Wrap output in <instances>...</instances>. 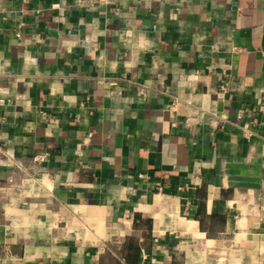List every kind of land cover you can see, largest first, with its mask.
<instances>
[{
	"label": "crops",
	"instance_id": "obj_1",
	"mask_svg": "<svg viewBox=\"0 0 264 264\" xmlns=\"http://www.w3.org/2000/svg\"><path fill=\"white\" fill-rule=\"evenodd\" d=\"M0 7V264H264V0Z\"/></svg>",
	"mask_w": 264,
	"mask_h": 264
},
{
	"label": "built area",
	"instance_id": "obj_2",
	"mask_svg": "<svg viewBox=\"0 0 264 264\" xmlns=\"http://www.w3.org/2000/svg\"><path fill=\"white\" fill-rule=\"evenodd\" d=\"M7 17V10L4 7H0V24L2 21H4ZM16 36L19 37L20 36V32L17 31L16 32Z\"/></svg>",
	"mask_w": 264,
	"mask_h": 264
},
{
	"label": "trees",
	"instance_id": "obj_3",
	"mask_svg": "<svg viewBox=\"0 0 264 264\" xmlns=\"http://www.w3.org/2000/svg\"><path fill=\"white\" fill-rule=\"evenodd\" d=\"M136 219H137V214L134 215V219H133V225L134 226L136 225ZM143 222L148 223L149 228L151 227L150 219H145Z\"/></svg>",
	"mask_w": 264,
	"mask_h": 264
}]
</instances>
